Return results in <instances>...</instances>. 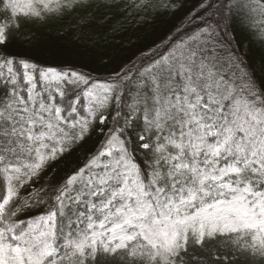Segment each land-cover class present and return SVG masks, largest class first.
Returning <instances> with one entry per match:
<instances>
[{
  "label": "snow or ice",
  "instance_id": "1",
  "mask_svg": "<svg viewBox=\"0 0 264 264\" xmlns=\"http://www.w3.org/2000/svg\"><path fill=\"white\" fill-rule=\"evenodd\" d=\"M253 28L264 0H0V264H264ZM45 39L116 66L48 64Z\"/></svg>",
  "mask_w": 264,
  "mask_h": 264
},
{
  "label": "trees",
  "instance_id": "2",
  "mask_svg": "<svg viewBox=\"0 0 264 264\" xmlns=\"http://www.w3.org/2000/svg\"><path fill=\"white\" fill-rule=\"evenodd\" d=\"M189 6H193L196 0H188ZM258 19V18H257ZM258 23L256 28H258ZM253 28L251 31L240 33V38L243 41L242 49H247L248 58L253 68L257 72H264V47L256 35L252 32L256 31ZM125 47L127 44L125 43ZM113 49L106 44H100L93 47L91 45H82L75 48L70 40L50 41L45 39L40 50L36 53V58L48 64L60 65L67 63H78L85 65V71L92 72L93 75H106L111 69L116 66V61H109L108 57L113 56ZM98 144V139L94 137L82 149L78 150L71 157L73 164H78L84 156Z\"/></svg>",
  "mask_w": 264,
  "mask_h": 264
}]
</instances>
